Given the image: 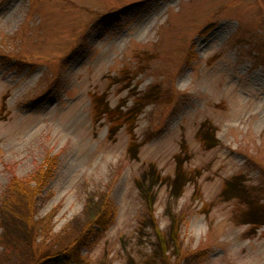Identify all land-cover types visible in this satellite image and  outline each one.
<instances>
[{
  "label": "rangeland",
  "instance_id": "rangeland-1",
  "mask_svg": "<svg viewBox=\"0 0 264 264\" xmlns=\"http://www.w3.org/2000/svg\"><path fill=\"white\" fill-rule=\"evenodd\" d=\"M259 44L264 0H0V264H264Z\"/></svg>",
  "mask_w": 264,
  "mask_h": 264
},
{
  "label": "trees",
  "instance_id": "trees-1",
  "mask_svg": "<svg viewBox=\"0 0 264 264\" xmlns=\"http://www.w3.org/2000/svg\"><path fill=\"white\" fill-rule=\"evenodd\" d=\"M263 46H264V44H259L257 46V48L259 49L258 51H262V50L264 51V47ZM27 187H28V183L26 184V182H25L24 186H22V190L26 193V191L24 189H27L28 191L31 192V195H32L33 192H34V188L28 189ZM110 207H111L110 204L107 203L106 206L103 208L102 217L98 218V220L95 222L96 224H100V225H105L106 224V222L108 220V217H109ZM72 250H74V249L73 248L72 249L69 248L68 250H65V251L62 250L63 252L61 251L60 254L52 256V259H54L53 261L60 260V259L64 260V261L71 260Z\"/></svg>",
  "mask_w": 264,
  "mask_h": 264
},
{
  "label": "bare ground",
  "instance_id": "bare-ground-1",
  "mask_svg": "<svg viewBox=\"0 0 264 264\" xmlns=\"http://www.w3.org/2000/svg\"><path fill=\"white\" fill-rule=\"evenodd\" d=\"M220 66H221V65H220ZM219 71H220V70H218V73H219ZM215 73H216V71H215ZM219 75H220V74H219ZM220 76H221V75H220ZM214 77H215V79H219V78H220V77H219V76H217L216 74H215V76H214ZM248 100H251V98L249 97V99H248Z\"/></svg>",
  "mask_w": 264,
  "mask_h": 264
}]
</instances>
